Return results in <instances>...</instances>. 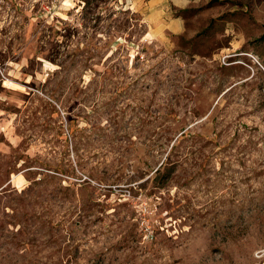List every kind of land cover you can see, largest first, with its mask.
Returning <instances> with one entry per match:
<instances>
[{
    "label": "rangeland",
    "instance_id": "374dc122",
    "mask_svg": "<svg viewBox=\"0 0 264 264\" xmlns=\"http://www.w3.org/2000/svg\"><path fill=\"white\" fill-rule=\"evenodd\" d=\"M134 1L0 0V264H264V0Z\"/></svg>",
    "mask_w": 264,
    "mask_h": 264
},
{
    "label": "crops",
    "instance_id": "0c3cea01",
    "mask_svg": "<svg viewBox=\"0 0 264 264\" xmlns=\"http://www.w3.org/2000/svg\"><path fill=\"white\" fill-rule=\"evenodd\" d=\"M202 1L207 2L208 0H135L134 7L138 8L137 11L144 17L145 23L166 24L171 22L172 27H174L176 24L181 26L183 20L171 19L169 16L173 12L191 8L194 4H202Z\"/></svg>",
    "mask_w": 264,
    "mask_h": 264
},
{
    "label": "water",
    "instance_id": "95a60500",
    "mask_svg": "<svg viewBox=\"0 0 264 264\" xmlns=\"http://www.w3.org/2000/svg\"><path fill=\"white\" fill-rule=\"evenodd\" d=\"M263 29H264V26H263Z\"/></svg>",
    "mask_w": 264,
    "mask_h": 264
}]
</instances>
